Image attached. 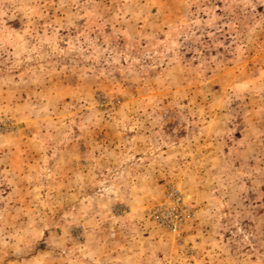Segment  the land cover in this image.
<instances>
[{
    "label": "rangeland",
    "instance_id": "374dc122",
    "mask_svg": "<svg viewBox=\"0 0 264 264\" xmlns=\"http://www.w3.org/2000/svg\"><path fill=\"white\" fill-rule=\"evenodd\" d=\"M0 118V264H264V0H0Z\"/></svg>",
    "mask_w": 264,
    "mask_h": 264
},
{
    "label": "built area",
    "instance_id": "2783aa9c",
    "mask_svg": "<svg viewBox=\"0 0 264 264\" xmlns=\"http://www.w3.org/2000/svg\"><path fill=\"white\" fill-rule=\"evenodd\" d=\"M9 120L0 118V133L8 131ZM187 195L178 186H169L164 198L147 211V217L156 226L172 233L182 244L186 243L185 230L194 218Z\"/></svg>",
    "mask_w": 264,
    "mask_h": 264
},
{
    "label": "crops",
    "instance_id": "0c3cea01",
    "mask_svg": "<svg viewBox=\"0 0 264 264\" xmlns=\"http://www.w3.org/2000/svg\"><path fill=\"white\" fill-rule=\"evenodd\" d=\"M127 142H129V140L127 139ZM127 144V143H126ZM121 146H124V144H121ZM133 148L131 147V151H130V155H129V158L130 157H135L134 160L136 162L140 161V160H145L146 162L150 161L151 160V157L149 156V153L147 155V153L145 154H141V153H135L134 150H132ZM125 153V152H124ZM124 172V171H123ZM126 172V171H125ZM146 172H148V169L146 170ZM82 173H84V171H82ZM141 175V174H140Z\"/></svg>",
    "mask_w": 264,
    "mask_h": 264
}]
</instances>
